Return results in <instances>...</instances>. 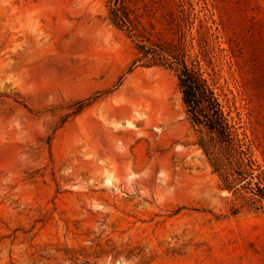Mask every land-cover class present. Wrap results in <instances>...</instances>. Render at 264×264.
<instances>
[{"label": "rangeland", "instance_id": "1", "mask_svg": "<svg viewBox=\"0 0 264 264\" xmlns=\"http://www.w3.org/2000/svg\"><path fill=\"white\" fill-rule=\"evenodd\" d=\"M133 1L152 38L190 10L264 170V0ZM139 40L108 0H0V264H264V207L223 187Z\"/></svg>", "mask_w": 264, "mask_h": 264}, {"label": "trees", "instance_id": "2", "mask_svg": "<svg viewBox=\"0 0 264 264\" xmlns=\"http://www.w3.org/2000/svg\"><path fill=\"white\" fill-rule=\"evenodd\" d=\"M132 2L108 0L113 22L129 28L140 38L132 65L166 66L175 73L185 113L196 135V144L213 172L217 173L223 187L235 194L242 195L244 189H251L255 197L248 201L256 208L264 207V170L253 158L252 145L246 140L245 133L239 131L240 118L232 115L231 106L234 105L218 85L214 68L209 73L198 58L189 57L187 53L185 26L192 13L183 1L175 11L161 12L163 28L169 38H152L150 33L146 35L145 30L138 28L140 18L147 13L146 7L138 11ZM149 25L153 30L154 24L149 22ZM197 33L199 52L205 56L206 37L199 30Z\"/></svg>", "mask_w": 264, "mask_h": 264}, {"label": "bare ground", "instance_id": "3", "mask_svg": "<svg viewBox=\"0 0 264 264\" xmlns=\"http://www.w3.org/2000/svg\"><path fill=\"white\" fill-rule=\"evenodd\" d=\"M129 126H134V122H129L128 123ZM109 178V177H108Z\"/></svg>", "mask_w": 264, "mask_h": 264}]
</instances>
